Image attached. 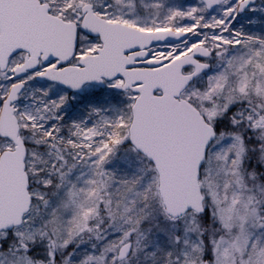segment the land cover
<instances>
[{
  "label": "snow or ice",
  "instance_id": "6c2138e0",
  "mask_svg": "<svg viewBox=\"0 0 264 264\" xmlns=\"http://www.w3.org/2000/svg\"><path fill=\"white\" fill-rule=\"evenodd\" d=\"M0 264H264V0H0Z\"/></svg>",
  "mask_w": 264,
  "mask_h": 264
}]
</instances>
